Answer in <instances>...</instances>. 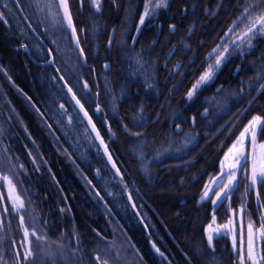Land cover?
Segmentation results:
<instances>
[{
    "label": "trees",
    "instance_id": "1",
    "mask_svg": "<svg viewBox=\"0 0 264 264\" xmlns=\"http://www.w3.org/2000/svg\"><path fill=\"white\" fill-rule=\"evenodd\" d=\"M70 1L86 62L66 23H54L34 0L0 3L7 13V23L0 21V177L24 202L20 214L4 213L12 203L0 179V264H17V253L20 264H97L105 248L119 254V264H239L231 237L210 247L206 229L226 224L243 201L259 227L256 197L264 204V186L245 194L241 179L219 207L201 196L244 126L254 116L264 121V36L226 54L212 80L191 99L187 93L209 53L235 39L225 33L245 4L255 5L168 0L141 24L146 0H101L100 12L91 0ZM25 228L43 239L26 241Z\"/></svg>",
    "mask_w": 264,
    "mask_h": 264
},
{
    "label": "snow or ice",
    "instance_id": "2",
    "mask_svg": "<svg viewBox=\"0 0 264 264\" xmlns=\"http://www.w3.org/2000/svg\"><path fill=\"white\" fill-rule=\"evenodd\" d=\"M115 2V0H113ZM0 3H3V0H0ZM251 4H254L255 7H250L249 3H246L244 10L241 13V16L238 18V21L233 22V25L229 27L228 32L225 33V36L229 34H235V39L224 41L221 45H217L216 48L209 53L206 59L209 61L207 69L199 77L196 83L193 85L187 93L188 99H191L199 88L212 80L215 72L220 68V66L227 59L226 54H230L231 51H235L236 48L242 46H247L248 48L252 47V41L258 35L264 36V0H250ZM36 8L43 12L47 9L48 16L53 20L54 23H60L61 27L66 23L67 28L71 29L72 39L75 41L76 47L80 49L79 55L81 58L86 57L83 48L80 47L79 37L77 35L76 27L73 25L72 16L69 11L68 0H48L47 4H43V0H34ZM43 4V6H42ZM92 7L95 8L96 12L101 11V0H91ZM5 8H8L7 4L3 5ZM168 6V0H146L144 6V13L140 17V23L143 24L145 17L153 15L156 9L166 8ZM16 7H20V0H16ZM60 10L63 11L62 21L59 19ZM11 9H9V12ZM256 14V18L252 19L253 14ZM7 13L0 12V21L6 20ZM245 20L248 21V24L241 30L240 33H236V29L243 23ZM31 27V25H29ZM172 29L175 28V25L170 26ZM237 40L240 43H237ZM111 43V41H110ZM221 48L223 49L221 51ZM52 53L49 52V55ZM215 58V62L212 63V59ZM52 63V61H49ZM107 67V66H106ZM59 72L60 69H57ZM264 77H258L261 79ZM61 80H64V76H60ZM65 87L68 89L69 94L72 96V100L75 101L76 105L79 106L80 111L84 114L85 118L88 120V124L92 126V131L96 133V139L100 141L101 145L104 144V141L101 139L99 132H97L95 125L92 122L91 117L89 116L88 111L85 110L84 105L81 103L80 99L77 98V95L73 92L71 87H68V84L65 83ZM84 87L87 89L88 84L85 83ZM261 88L264 89V85H261ZM251 103V101H250ZM61 109H64V105H60ZM97 112L102 111V109L97 105ZM71 123V120L69 121ZM142 126V125H141ZM127 130V129H126ZM3 134V130L0 129V135ZM139 135V133H132ZM264 136V121H262L260 116H254L252 120L244 126L243 130L240 132L239 136L233 142L231 147L224 153V158L221 160V171L219 176L210 177L209 183L205 185L204 192L201 196V202L206 199H211L212 204L215 207H219L223 204L224 200L230 198V193H233L238 187L241 179L247 180L248 183L245 185V194L257 186H264V144L258 145V137ZM248 140L252 145V151L250 154L246 153L245 150V140ZM257 145L259 152L257 151ZM105 154L108 155V150L105 147ZM109 161L111 162V156L108 155ZM35 163V161H33ZM251 163L250 175L248 173V164ZM113 167L115 165L113 164ZM14 171V169H13ZM238 172H243L242 177L238 176ZM119 174V172L117 173ZM0 179H3L9 185V200H11L12 207L9 209L4 208V213H16L20 214V210L24 207V202L20 199L18 195H15V187L12 184V181L9 180L8 176H2ZM225 180L227 181L225 183ZM221 185L223 187L221 188ZM216 188H221L219 192L216 191ZM214 193L215 199H212L209 193ZM3 198L0 197V200ZM257 210L262 211L259 221V227H257L252 221L251 218H248L247 224V242L245 244L243 236H241L239 246L237 244V234L234 227L233 219H229L226 224L220 226L219 229H213L212 232H209L207 235L208 244L211 247L213 240L220 235L227 236L232 235L233 239V253L234 259L239 260V264H264V254H262L261 245L264 244V204L260 203L261 194L257 193ZM131 200V197H129ZM135 207V205H133ZM231 210V205H229ZM63 211V209H61ZM241 219L243 221V214L247 213V202L243 201L240 206ZM235 215V213H233ZM24 217L21 215V227H23ZM215 222V216L213 217ZM2 227V225H0ZM211 228V225L209 226ZM36 237V239L41 240L43 237L39 236L36 231L29 233L28 229H24V239L27 241L29 235ZM99 236L100 234L97 233ZM103 239V237H101ZM30 244L31 241H28ZM153 248L156 252L164 257V254L156 248L153 244ZM31 256H33L32 250H27L23 256V260L27 261ZM166 259V257H164ZM20 255L17 253L16 260L17 264H20ZM97 264H119V254L113 255V253L108 249H104V258L97 255L95 257Z\"/></svg>",
    "mask_w": 264,
    "mask_h": 264
},
{
    "label": "rangeland",
    "instance_id": "3",
    "mask_svg": "<svg viewBox=\"0 0 264 264\" xmlns=\"http://www.w3.org/2000/svg\"><path fill=\"white\" fill-rule=\"evenodd\" d=\"M68 4H69V11H70V13H71V16H72V8H71V1L70 0H68ZM93 9L95 10V8L93 7ZM157 10V9H156ZM62 11V10H61ZM96 11V10H95ZM62 15H63V11H62ZM148 17V16H147ZM73 25H74V23H73ZM75 26V25H74ZM246 26V25H245ZM244 26V27H245ZM76 27V26H75ZM243 27V28H244ZM70 31H71V29H69ZM76 31H77V35H78V37H79V41H80V43H81V40H82V30H80L78 27H76ZM238 41V40H237ZM259 144H264V143H259L258 142V145ZM258 145H257V151L259 152L260 150H259V148H258ZM102 148H103V145H102ZM104 149V148H103ZM245 150H246V153H248V154H250L251 153V151H252V145H251V143L246 139L245 140ZM105 151V150H104ZM106 155V154H105ZM107 157H108V155H106ZM223 158H224V155H223V157H222V159L221 160H223ZM109 159V158H108ZM221 162V161H220ZM220 166H221V164H220ZM250 170H251V163L249 162V164H248V173H249V175H250ZM238 175H239V172H238ZM227 181L225 180V183H226ZM223 187V185H221V188ZM221 188H216V191L217 192H219L220 190H221ZM254 189V188H253ZM209 195L211 196V198L212 199H215L216 197H215V195H214V193H209ZM233 213L234 212H231V214H230V219H233V221H234V227H235V230H236V234H237V232L238 231H241L243 234H244V242H245V244H246V242H247V224H248V218H249V215H248V213H245V214H243V221H242V219H241V213H240V211L238 212V214H236L235 213V215H233ZM228 222V221H227ZM220 228V226H215V224H212L211 225V228L210 227H208L207 229H206V238H207V235L209 234V232H212V230L213 229H219ZM212 234L213 235H215V233L214 232H212ZM229 236L231 237V240H232V244H233V239H232V235L231 234H229Z\"/></svg>",
    "mask_w": 264,
    "mask_h": 264
},
{
    "label": "water",
    "instance_id": "4",
    "mask_svg": "<svg viewBox=\"0 0 264 264\" xmlns=\"http://www.w3.org/2000/svg\"><path fill=\"white\" fill-rule=\"evenodd\" d=\"M51 61V60H50Z\"/></svg>",
    "mask_w": 264,
    "mask_h": 264
}]
</instances>
